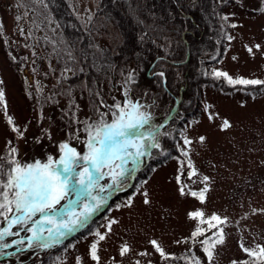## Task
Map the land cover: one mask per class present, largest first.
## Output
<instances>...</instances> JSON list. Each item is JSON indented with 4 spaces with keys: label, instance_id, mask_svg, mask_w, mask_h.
Returning <instances> with one entry per match:
<instances>
[{
    "label": "rangeland",
    "instance_id": "rangeland-1",
    "mask_svg": "<svg viewBox=\"0 0 264 264\" xmlns=\"http://www.w3.org/2000/svg\"><path fill=\"white\" fill-rule=\"evenodd\" d=\"M98 3L99 0H71V9L84 30L98 28L92 31L97 41L93 51L100 54L101 47L114 48L121 37L112 24H106V27L98 25ZM186 4L191 6L187 7V11L183 10L184 4H178L185 18H190L195 27L201 28L202 22L188 10H196L197 7L207 24H217L214 30L218 40L223 42L224 37L226 40L221 57L215 60L214 56H206L207 59L203 60L209 61V66L205 64L206 73L212 74L216 69L233 77L264 80V52L254 49L253 56L244 47L257 43L264 46V14L259 11L264 0H188ZM49 13L38 0H0V80L3 81L0 88L5 92L6 103V108L0 104V161L9 158L12 148L18 150L13 156L22 163H32L36 159L46 161L48 155L58 159V145L62 141L69 142L82 152L87 139L85 122L98 120L100 113H108L105 118L110 121L111 112L107 106L124 104L121 89L112 86L108 76L101 79L93 95V105L85 83L81 87L74 86L70 98L63 95L68 86L66 79L75 74L73 63H77L79 54L75 48L66 49V54L62 49L60 52L59 47H65L64 39L61 42L58 40L61 38L60 27L53 18L51 23L48 22L46 17ZM18 16L20 19H17ZM233 24L237 27L233 28ZM229 36L233 39L229 40ZM65 55H68L67 59ZM189 57L188 52L185 61ZM66 68L72 71H65ZM155 73L159 72L156 70ZM150 74L153 76L154 72ZM165 79L164 76V82ZM217 82V85L207 81L202 84L199 115L189 117L183 114L188 117L182 131L193 140L192 145H184L181 137L178 140L180 154H170L165 160L160 159L159 150H152L155 171L144 178V171H140L142 164L123 190L114 192L107 205L94 215L88 228L51 248L27 249L26 245H13L4 251L15 253L17 247L24 250L11 257L0 256V264H76L77 256H84L85 264H91L86 255L93 239L89 229L100 227L104 231L103 226L109 218L118 220L119 224L113 225V233L100 245L101 264H113V257L116 264H120L121 259L123 264H135L136 260H140V264H148L149 260L152 264H191L192 256L207 264V257L198 243L193 244L191 239L184 242L197 223L190 220L187 213L198 208L203 209L206 216L215 212L229 217L226 227L228 243L219 249L214 264H230L233 259L248 260L247 254L239 247L241 239L250 247L264 245V215L258 212L251 214L253 210L264 208V92H261V86H247L239 90L243 86L233 87L223 78L217 79ZM151 91L145 89L141 92L148 96L146 100H149ZM156 92L154 90V96ZM181 102L182 93L168 101L159 98L156 102L160 110L152 113L154 123L161 125L170 116L160 129L165 134L160 137L161 144L168 135L169 121L181 110ZM206 105L214 106L212 110L227 117L232 127L222 131L218 127L219 120L209 121L204 111ZM180 112L176 116L179 121L184 118ZM8 117L13 119L22 136L12 130ZM199 135L208 137L206 144L198 143ZM181 149H190L199 178H188L187 160L182 156ZM157 160L161 162L157 163ZM180 160H184L181 183L192 190L203 187L200 180L204 175L211 178V190L204 204L191 196L179 195L175 176ZM108 182V177L101 181L102 184ZM138 186L140 192H137ZM145 189L150 193L151 205L143 204L141 193ZM130 198L132 206L126 207ZM118 204L121 207L117 208ZM245 214H249L247 219H242ZM3 227H7V222L0 217V228ZM12 231L19 232V236H5L4 242L11 244L13 240L31 235L22 231L20 226L14 225ZM149 239H157L163 244L171 254L167 261H162L153 251L148 244ZM177 240L181 242L176 243ZM125 241L132 245L133 251L121 258L119 247ZM143 251L149 255L139 256L138 253Z\"/></svg>",
    "mask_w": 264,
    "mask_h": 264
},
{
    "label": "snow or ice",
    "instance_id": "snow-or-ice-1",
    "mask_svg": "<svg viewBox=\"0 0 264 264\" xmlns=\"http://www.w3.org/2000/svg\"><path fill=\"white\" fill-rule=\"evenodd\" d=\"M38 2L48 9L45 0H38ZM259 11L264 14V4ZM17 19L20 17L18 16ZM46 19L49 23L52 22L50 13ZM224 19L227 20L228 17ZM232 27L237 26L233 24ZM228 39L231 40L233 37L229 36ZM244 47L253 56H255L254 49L264 52V46L259 43ZM65 71L71 72L72 69L66 68ZM212 74L217 79L223 78L233 87L243 86L239 90H244L247 86H261L260 90L264 92V80L249 79L243 76L233 77L226 71L216 69ZM155 75L163 78L165 73L160 71ZM133 80L134 76L130 74L126 83ZM0 84H3L2 80ZM124 95L123 105L116 103L114 107L107 106L111 112L110 121L105 118L108 113H100L98 120L91 123L85 122L87 139L84 141V151H78L69 142L62 141L58 145V159L48 155L46 161L36 159L32 163H22L13 156L18 150L12 148L9 158L0 161V217L7 222V227L0 228V256L11 257L24 250L17 247L15 253L4 251L13 245H26L27 249H44L62 244L68 237L81 229L88 228L94 215L100 211L102 206L107 205L111 195L123 190L127 182L135 177L136 171L140 169L145 158H152V150H159L161 156L170 155L160 143L161 135H165L160 131L163 125L154 123L152 113L146 111L144 105L127 99V88H125ZM252 98L255 99V95ZM0 104H4L6 108L3 88H0ZM213 107L212 105L205 106L204 111L208 120L211 122L219 120L218 127L222 131L230 129L231 121L221 116L219 112L213 111ZM8 123L12 125L14 132L20 136L23 135L11 117H8ZM193 123H199V121ZM180 135L184 145L193 144V140L185 132L181 131ZM49 139H51L50 134ZM207 141L206 135L198 136L199 144H206ZM177 148H180V145H177ZM181 153L187 160L188 178L191 179L193 176L199 178L200 174L190 157V149H181ZM177 172L175 180L179 195L181 197L191 196L204 204L211 190V178L204 175L200 180L203 187L194 191L181 183L184 160H180V168ZM105 177L109 178V182L102 184L101 181ZM142 183L147 184V181ZM137 192H140L139 186ZM141 194L143 204L151 205L152 199L149 191L145 189ZM125 206H132L131 198ZM119 207L121 205L118 204L117 208ZM257 212L264 215V208L253 210L251 214H257ZM248 215L245 214L242 219H247ZM187 216L197 223L191 236L185 237L184 242L187 243L191 239L193 244L198 243L207 257V264H214L219 249L228 243L229 233L226 227L229 217H222L215 212L206 216L204 210L199 208L188 212ZM116 224H119L118 220L109 218L103 226L104 231H101L100 227L95 230L89 229V235L93 239L88 245L86 255L91 264H101L100 245L113 233V225ZM14 225L20 226L22 231H27L31 235L13 240L11 244H8L4 242L5 236H19V232L12 231ZM180 242L176 241V243ZM148 244L162 261L169 259L171 254L165 250L160 241L149 239ZM74 246L70 245V247ZM239 247L249 259H233L230 264H264V245L256 244L255 247H249L241 239ZM132 251V245L125 241L119 247L118 255L124 258ZM138 255L146 257L149 253L143 251ZM190 261L191 264H203V261L195 256L190 257ZM76 264H85L84 256H77ZM113 264H116L115 257H113ZM120 264H123L122 259ZM135 264H140V260H136ZM148 264H152L151 260Z\"/></svg>",
    "mask_w": 264,
    "mask_h": 264
},
{
    "label": "trees",
    "instance_id": "trees-1",
    "mask_svg": "<svg viewBox=\"0 0 264 264\" xmlns=\"http://www.w3.org/2000/svg\"><path fill=\"white\" fill-rule=\"evenodd\" d=\"M187 1L99 0L96 11L98 25L106 27V24H112L119 31L121 39L114 48L101 47L100 54H97L93 51L97 41L92 31L98 28L90 27L86 31L80 26L72 14L71 0H45L51 18L60 27L61 38L58 40L61 42L64 39L65 47H59L60 52L64 51L66 54V49L75 48L80 57L77 63H73L75 74L66 79L68 86L63 95L69 97L74 86L81 87L85 83L93 105V95L101 84V79L108 76L110 84L121 89L123 102L127 88L128 100L138 101L145 106L146 111L153 113L154 110H160L156 106L159 98L168 101L182 93L181 110L172 116L168 123V135L162 141V146L169 154H178L177 145L184 121L188 116L200 114L202 84L204 81L215 85L218 83L213 74L206 73L205 64L209 66V61L203 60L207 59L206 56H214L215 60L222 56L226 41L225 37L223 42L218 40L219 36L214 30L217 24H207L197 7L196 10H188L202 22L201 28L195 27L190 18L183 16L178 4H184L183 10H186L188 6L191 7L186 4ZM188 52L190 57L185 61ZM65 56L67 59L68 55ZM156 70L165 73V82L164 77L155 75ZM150 72H154V75L151 76ZM130 74L134 76V80L126 83ZM145 89L152 90L149 100H146L148 96L141 93ZM154 90L157 91L156 96ZM96 101L97 99L95 103ZM163 111L167 112L165 108ZM179 111L182 116L185 113L188 116H183L179 121L176 118ZM165 158L167 157H160L162 160ZM145 159L140 171H144L143 177L148 178L153 171L154 161ZM160 162L161 160H157V163Z\"/></svg>",
    "mask_w": 264,
    "mask_h": 264
},
{
    "label": "water",
    "instance_id": "water-1",
    "mask_svg": "<svg viewBox=\"0 0 264 264\" xmlns=\"http://www.w3.org/2000/svg\"><path fill=\"white\" fill-rule=\"evenodd\" d=\"M170 119V116L163 122V124H161V125H165L167 122H168V120ZM162 128V127H161Z\"/></svg>",
    "mask_w": 264,
    "mask_h": 264
},
{
    "label": "flooded vegetation",
    "instance_id": "flooded-vegetation-1",
    "mask_svg": "<svg viewBox=\"0 0 264 264\" xmlns=\"http://www.w3.org/2000/svg\"><path fill=\"white\" fill-rule=\"evenodd\" d=\"M250 247V246H249Z\"/></svg>",
    "mask_w": 264,
    "mask_h": 264
}]
</instances>
